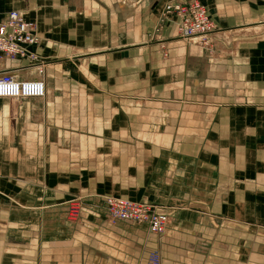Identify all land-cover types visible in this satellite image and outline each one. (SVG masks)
I'll list each match as a JSON object with an SVG mask.
<instances>
[{
	"label": "crops",
	"instance_id": "1",
	"mask_svg": "<svg viewBox=\"0 0 264 264\" xmlns=\"http://www.w3.org/2000/svg\"><path fill=\"white\" fill-rule=\"evenodd\" d=\"M200 1L217 31L264 21V0ZM120 2L0 0L35 25L45 83L42 99L0 98V264H264V28L219 36L207 68L215 52L173 19L153 38L165 0ZM184 61L215 91L178 101ZM118 186L170 217L161 236L106 217Z\"/></svg>",
	"mask_w": 264,
	"mask_h": 264
},
{
	"label": "built area",
	"instance_id": "2",
	"mask_svg": "<svg viewBox=\"0 0 264 264\" xmlns=\"http://www.w3.org/2000/svg\"><path fill=\"white\" fill-rule=\"evenodd\" d=\"M165 7L167 12L174 11L176 14L177 31L181 39L197 38L201 45H207V40L204 39L205 34L213 33L217 27L211 21L207 9L202 3L197 0H189L184 3L168 4ZM39 42L40 37L35 31V25L26 21L20 11L10 10L0 18V98L19 102L25 99L44 97L45 83L42 75L44 63L39 61L32 49ZM20 60H24L25 63L10 65V62ZM36 72H38L39 78H35L33 75ZM104 201L108 219L146 224L151 233L160 234L161 230L155 227L154 222L155 218H161L159 219L160 226L164 214L158 213L159 211L157 212L156 209L152 213L151 206L114 198ZM111 206L116 207L118 212L112 213ZM150 208L151 214L144 215V209L149 211ZM153 256L156 257V255Z\"/></svg>",
	"mask_w": 264,
	"mask_h": 264
},
{
	"label": "rangeland",
	"instance_id": "3",
	"mask_svg": "<svg viewBox=\"0 0 264 264\" xmlns=\"http://www.w3.org/2000/svg\"><path fill=\"white\" fill-rule=\"evenodd\" d=\"M138 1L139 0H121L120 3L127 7V6H135L138 3ZM187 1H189V0H165L162 9L159 12V19L160 20L157 22V25H155V27H154L155 28L154 29L155 32H153V34H154L153 38H155L158 35L159 32H157L156 30L161 29V27L164 25V22H166L167 20H172V19H173L174 22L177 21V16L174 13V11L173 12L172 11L167 12L165 6L168 5V4L184 3V2H187ZM197 1L201 3L200 0H197ZM250 20H257V19L250 17ZM250 25L251 24L249 23V26L246 25V26H242L240 28L251 27ZM252 27H253L252 29H248V30H246V29H239V28L237 30V28H235V29H230L228 31H222V30L217 31V28H216V30L213 33H211V34H205V38L204 39L207 40V43H206L207 45H205V46L208 49V53H210L208 55H211L212 53L215 52V55L212 56V57H210V58L207 57L206 55L205 56L204 55L202 56L203 59H204V61H205V63H206V65H207V68H210V67L211 68H214V66H216L217 63H218V60H220L221 57H223V52H222L223 48L221 49V52H220V49H219V48H221V45L218 43L219 36L224 37V39L226 41H230L231 38L235 36V34L236 35H239V34H247L248 33V35L250 36L251 34H249V33H251V32H259V31L263 30V28H264V21L261 20V21L258 22V24L252 25ZM220 31H222V32H220ZM199 36H201V35H199ZM203 36H204V34H203ZM149 41L150 40L148 39V42ZM151 41H153V40L151 39ZM191 41H193V42L195 41V42H198L200 44V42L198 41L197 38H192ZM156 49H159V47L156 48ZM196 50H200L202 52L201 49H197L196 48ZM158 52H159V56L161 54L162 55H165L164 52H161V53H160V51H158ZM187 69L188 68H187V66L185 64V61H184L183 65H182V71H180V73L178 72V69H176V70L174 69L175 77H179L180 80H181L182 89L183 88L185 89L187 87L188 90L190 91L188 93V97H185L186 94H184V92H183V95H181L182 99H179L178 101L182 102L183 104L184 103H193V102H195L196 101L195 99H197L196 98L197 96L195 94L191 93L192 90H195L196 93H200L201 94V96H198V99H201V100L207 97V96L204 95L205 94L204 93V88L205 87L207 89H209V93L215 91L212 87L206 85L208 83H205L204 81L202 82L201 80L200 81L199 80H196L194 78L191 79V77H188V74L190 76H193V72L187 73L186 72ZM177 73H179V74H177ZM175 77H173V79H175ZM221 82L222 81L219 80L218 81V85L216 87L217 88L216 90L219 91V92L222 91V89H220L221 88L220 87ZM172 83H173V87H175L176 82L173 81ZM232 89H233V91H235V87H232ZM234 98H235V95L230 90L229 95L226 98H224L223 100L228 99V100L234 101ZM31 100H34V99H31ZM12 102L14 104H20L21 103V101H19V102L18 101H12ZM180 102H179V104H180ZM167 105L168 106H173V107L176 106V104L174 102L173 103H165L164 104V109H167V107H165ZM108 198H114V199H118V200H125V201H128V202L134 203V204H136V203H144L143 205L146 204L145 202H142V201L141 202L140 201H136L135 200V194L132 191H128L127 189H123L122 186H118L114 190H106V191H103L102 192L101 203L103 204V207L104 208H105V201L104 200H106ZM67 202H68V204L66 205L67 215H68L69 218L74 219V217H76L77 214L79 215V213H78L79 212V209L83 205H81L80 200L78 198L70 199ZM82 204H85V203H82ZM145 206H148V205L146 204ZM105 209H104V211H105ZM110 211L112 213H114V214L118 212L116 210V207H114V206H111L110 207ZM144 211H145L144 215H150L151 214V208H150L149 211H147L145 209H144ZM165 215L167 216V220H168V223H169L170 217L167 214H165ZM150 264H157V257H155V256L152 255L151 256V259H150Z\"/></svg>",
	"mask_w": 264,
	"mask_h": 264
},
{
	"label": "bare ground",
	"instance_id": "4",
	"mask_svg": "<svg viewBox=\"0 0 264 264\" xmlns=\"http://www.w3.org/2000/svg\"><path fill=\"white\" fill-rule=\"evenodd\" d=\"M239 29H242V28H239ZM243 29H246L247 30L248 27L247 28H243ZM237 30H238V28H237ZM33 75H35V78H39L38 72L33 73ZM146 204L152 207V213H153V210H155L157 208L155 205H151V204H148V203H146ZM157 212H158V210H157ZM158 213H161V212H158ZM161 214H164V213H161ZM159 219H161V218H159V217L155 218V222L154 223H155V227L157 229H160L161 230V232L159 234L161 236L162 233L164 232V229H165L166 225L168 224V220H167V216L164 214V216L162 217V223L159 226ZM151 255H156V257H157V264H159L160 263V258H159V254L157 252L156 253L155 252L154 253H150L148 255V264H149V260H150Z\"/></svg>",
	"mask_w": 264,
	"mask_h": 264
}]
</instances>
